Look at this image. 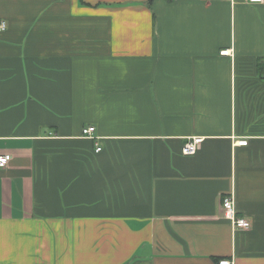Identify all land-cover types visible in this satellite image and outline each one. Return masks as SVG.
Masks as SVG:
<instances>
[{
    "label": "crops",
    "instance_id": "obj_1",
    "mask_svg": "<svg viewBox=\"0 0 264 264\" xmlns=\"http://www.w3.org/2000/svg\"><path fill=\"white\" fill-rule=\"evenodd\" d=\"M0 20V264H264V3L0 0Z\"/></svg>",
    "mask_w": 264,
    "mask_h": 264
},
{
    "label": "built area",
    "instance_id": "obj_2",
    "mask_svg": "<svg viewBox=\"0 0 264 264\" xmlns=\"http://www.w3.org/2000/svg\"><path fill=\"white\" fill-rule=\"evenodd\" d=\"M243 1L249 4L264 3V0H243ZM6 28H7L6 21L0 20V31H4L6 30ZM221 53L226 54L228 53V50H223L221 51ZM93 132H94V126L92 125L83 127L82 129V134L90 138L95 137L93 135ZM201 142H202L201 136L190 137L182 146V153L184 155L194 154L197 151L198 146ZM246 143H247L246 139H241L239 141V144L242 145L243 144L245 145ZM96 150H100V146L96 147ZM10 159H11V155L9 153H1L0 167L6 166ZM221 207H222L223 216L230 221L231 226L233 228L247 229L250 227V222L245 217L237 215L232 195H226L222 198ZM219 264H234V263L230 260H222L219 261Z\"/></svg>",
    "mask_w": 264,
    "mask_h": 264
},
{
    "label": "trees",
    "instance_id": "obj_3",
    "mask_svg": "<svg viewBox=\"0 0 264 264\" xmlns=\"http://www.w3.org/2000/svg\"><path fill=\"white\" fill-rule=\"evenodd\" d=\"M257 70L261 77H264V56L257 58Z\"/></svg>",
    "mask_w": 264,
    "mask_h": 264
}]
</instances>
